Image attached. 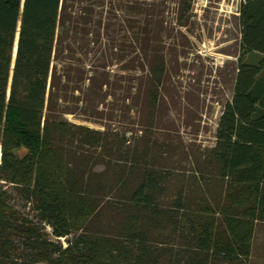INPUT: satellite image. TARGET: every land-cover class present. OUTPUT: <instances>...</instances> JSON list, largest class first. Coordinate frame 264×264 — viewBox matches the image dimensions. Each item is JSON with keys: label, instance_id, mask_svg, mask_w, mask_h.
I'll list each match as a JSON object with an SVG mask.
<instances>
[{"label": "trees", "instance_id": "trees-1", "mask_svg": "<svg viewBox=\"0 0 264 264\" xmlns=\"http://www.w3.org/2000/svg\"><path fill=\"white\" fill-rule=\"evenodd\" d=\"M165 12L158 0H0V264H253L264 0L240 4L232 98L189 171L168 166L186 148L156 131L174 61Z\"/></svg>", "mask_w": 264, "mask_h": 264}, {"label": "rangeland", "instance_id": "rangeland-1", "mask_svg": "<svg viewBox=\"0 0 264 264\" xmlns=\"http://www.w3.org/2000/svg\"><path fill=\"white\" fill-rule=\"evenodd\" d=\"M158 1L164 3L166 19L172 26L167 42L174 61L169 68L172 87L165 93L167 109L160 111L162 120L156 131L171 134L186 148L177 155L178 161L168 166L189 171L193 152L213 144L223 105L232 98L240 52L238 14L243 0H193L192 9L186 13L179 0ZM68 118L100 128L81 117ZM253 264H264V226L257 229Z\"/></svg>", "mask_w": 264, "mask_h": 264}, {"label": "water", "instance_id": "water-1", "mask_svg": "<svg viewBox=\"0 0 264 264\" xmlns=\"http://www.w3.org/2000/svg\"><path fill=\"white\" fill-rule=\"evenodd\" d=\"M16 54H17V46H16V50H15V54H14V61H15V58H16Z\"/></svg>", "mask_w": 264, "mask_h": 264}, {"label": "bare ground", "instance_id": "bare-ground-1", "mask_svg": "<svg viewBox=\"0 0 264 264\" xmlns=\"http://www.w3.org/2000/svg\"><path fill=\"white\" fill-rule=\"evenodd\" d=\"M16 46H17V44H16ZM16 46H15V50H16ZM0 157H1V152H0Z\"/></svg>", "mask_w": 264, "mask_h": 264}]
</instances>
